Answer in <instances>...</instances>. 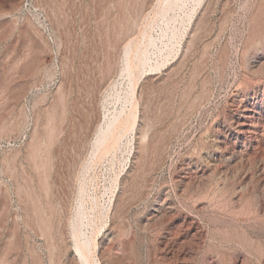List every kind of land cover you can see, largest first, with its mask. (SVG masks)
<instances>
[{
  "label": "rangeland",
  "instance_id": "374dc122",
  "mask_svg": "<svg viewBox=\"0 0 264 264\" xmlns=\"http://www.w3.org/2000/svg\"><path fill=\"white\" fill-rule=\"evenodd\" d=\"M252 247L264 0H0V264H260Z\"/></svg>",
  "mask_w": 264,
  "mask_h": 264
},
{
  "label": "bare ground",
  "instance_id": "6f19581e",
  "mask_svg": "<svg viewBox=\"0 0 264 264\" xmlns=\"http://www.w3.org/2000/svg\"><path fill=\"white\" fill-rule=\"evenodd\" d=\"M17 3V2H16ZM151 41V40H150ZM152 43H153V40H152ZM148 44H149V42H148ZM152 45H154V44H152ZM127 47L128 46H126L125 47V50H126V54H127ZM145 47H146V45H145ZM137 49V48H136ZM143 50V49H142ZM134 52V51H133ZM146 53L143 51V55H145ZM146 56V55H145ZM143 58H144V56H143ZM144 60V59H143ZM142 60V61H143ZM145 61H148V60H145ZM147 63V62H146ZM261 64V63H260ZM130 72V71H129ZM132 91V90H131ZM132 102V101H131ZM137 104V103H136ZM254 113V112H253ZM114 121V120H113ZM260 122V121H259ZM241 123V122H240ZM111 128V127H110ZM143 130V129H142ZM105 131V130H104ZM104 131L103 130H99V135H98V137H100L101 138V136H102V134H105L104 133ZM108 132H109V130H108ZM142 136V135H141ZM144 136V135H143ZM96 139H98V138H96ZM102 139V138H101ZM104 140V139H103ZM250 162V161H249ZM240 196V195H239ZM168 218V217H167ZM75 234V233H74ZM73 234V235H74ZM75 240V239H74ZM75 244V243H74ZM251 249V252H250V254L251 255H253L254 257H258L259 259H260V261H261V263L260 264H264V258H262V252L260 251V250H258V249H256L255 251L253 250V247L252 248H250ZM161 250V249H160ZM77 251H78V253L80 254V259H81V264H84V262H86V258H85V255L83 254L84 253V251H83V248H77ZM120 257V256H119ZM86 264V263H85ZM113 264H126V262H125V260L124 259H122V258H118V259H116L115 261H114V263Z\"/></svg>",
  "mask_w": 264,
  "mask_h": 264
}]
</instances>
